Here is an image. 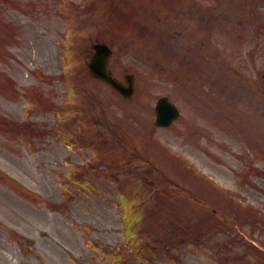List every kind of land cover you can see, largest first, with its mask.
Wrapping results in <instances>:
<instances>
[{
  "label": "rangeland",
  "instance_id": "1",
  "mask_svg": "<svg viewBox=\"0 0 264 264\" xmlns=\"http://www.w3.org/2000/svg\"><path fill=\"white\" fill-rule=\"evenodd\" d=\"M0 35L1 80L16 90L0 86V264H264L251 245L264 249V0H0ZM88 35L111 43L116 75L134 74L130 98L82 80ZM60 37L70 82L57 77ZM162 95L180 111L170 128L154 124ZM169 151L192 168L175 170L170 158L185 162ZM214 182L244 222L211 216L222 228L193 233L204 214L190 200L223 201L205 193Z\"/></svg>",
  "mask_w": 264,
  "mask_h": 264
},
{
  "label": "water",
  "instance_id": "2",
  "mask_svg": "<svg viewBox=\"0 0 264 264\" xmlns=\"http://www.w3.org/2000/svg\"><path fill=\"white\" fill-rule=\"evenodd\" d=\"M102 50L100 48H97V53L95 55V60L92 61L90 64V67L95 74V76H99L102 79L107 80L109 83H111L113 86H115L117 89H119L121 92H123L125 95H129L132 92L131 82L129 87H123L119 83L115 81L113 77L108 75L106 71V64L105 59L101 55ZM157 124L160 125H167L171 122L173 118L177 116L178 111L176 108L168 101L166 98H161L158 101L157 107Z\"/></svg>",
  "mask_w": 264,
  "mask_h": 264
},
{
  "label": "bare ground",
  "instance_id": "3",
  "mask_svg": "<svg viewBox=\"0 0 264 264\" xmlns=\"http://www.w3.org/2000/svg\"><path fill=\"white\" fill-rule=\"evenodd\" d=\"M5 216H11V214L7 211L2 212Z\"/></svg>",
  "mask_w": 264,
  "mask_h": 264
}]
</instances>
